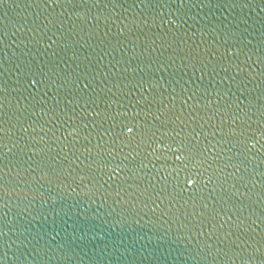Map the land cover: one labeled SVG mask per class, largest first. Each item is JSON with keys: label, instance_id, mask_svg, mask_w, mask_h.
<instances>
[{"label": "water", "instance_id": "95a60500", "mask_svg": "<svg viewBox=\"0 0 264 264\" xmlns=\"http://www.w3.org/2000/svg\"><path fill=\"white\" fill-rule=\"evenodd\" d=\"M0 264H264V0H0Z\"/></svg>", "mask_w": 264, "mask_h": 264}, {"label": "snow or ice", "instance_id": "6c2138e0", "mask_svg": "<svg viewBox=\"0 0 264 264\" xmlns=\"http://www.w3.org/2000/svg\"><path fill=\"white\" fill-rule=\"evenodd\" d=\"M129 131H131V130L129 129Z\"/></svg>", "mask_w": 264, "mask_h": 264}]
</instances>
